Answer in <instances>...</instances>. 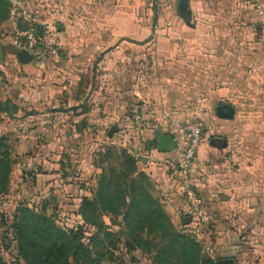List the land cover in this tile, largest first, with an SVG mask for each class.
Listing matches in <instances>:
<instances>
[{
    "label": "crops",
    "instance_id": "0c3cea01",
    "mask_svg": "<svg viewBox=\"0 0 264 264\" xmlns=\"http://www.w3.org/2000/svg\"><path fill=\"white\" fill-rule=\"evenodd\" d=\"M26 1L39 18L63 26L59 37L65 52L56 60L38 63L34 67L21 64L16 60L9 42L15 26L9 20L1 26L0 31L9 35L0 33V67L7 59L16 60L15 63L24 65L31 73L39 71L43 87L39 101L31 90L23 94L28 101L24 108L11 99L3 101L15 104L17 112L11 115L0 112V137L19 139L30 149L38 145L35 136L43 133L39 136L44 139L40 142L43 154L57 157L72 151L71 144L75 138L95 137L98 141L102 134H108V141H116L114 146L121 145L131 154L141 156L138 159L133 157L138 169L148 176L157 190L162 191L167 203H175L171 211H178L179 208L184 211L186 205L183 198V202L177 201L178 195L182 194H176L179 186L172 168L164 162L175 160L183 143V126H168L158 116L154 121V116L150 118L152 113H148L147 107L156 113L160 107L158 97L153 106H149V102H146L147 105L128 102L132 100L129 98L132 92L135 95L140 92L131 90L126 82V76L131 72L129 60L138 59V46L134 48L135 53H129L133 48L127 40L129 20L126 0ZM174 1L178 10L179 0H168L165 5L172 6ZM256 7V0H189V24L185 20L182 24L174 22L175 26L182 27V52L174 40L173 43L170 41L167 54L169 58L178 60L175 65L181 67L182 64L184 100L183 114L181 111L168 115L172 121L184 117L185 123L203 124V140L193 168V179L200 197L217 213L220 221L216 224V231L222 235L227 233L225 239H220L221 251L225 254L218 259L233 257L235 264L249 240H252L250 252L259 249V244L264 242V9L261 15ZM74 22H91L92 32L103 26V34L77 36L73 31ZM71 30L74 36L70 38L67 36ZM73 42L78 45L69 48L68 45ZM84 43L91 44V49H80V44ZM61 59L62 62H59ZM87 75L96 83L106 81L104 95L93 92L94 106L80 116L73 112H70L71 117L57 112L79 106L81 98L88 96V89L84 87L86 84L83 85ZM153 96L154 93L151 94ZM223 104L234 108L233 119L217 116L216 109ZM134 105L147 124L144 130L133 125L131 115H135L132 114ZM47 116L56 121L51 126L53 128L50 127L51 131L40 120ZM78 119H85V126L80 129L77 128ZM35 121H39L37 124L40 127L25 132L26 125ZM113 126L117 131L110 138L109 131ZM64 133L69 137L67 142L63 141ZM163 134L174 136L175 151L160 153L157 144L148 152L140 148L142 136L157 141ZM222 142H226L225 147L216 145ZM86 147L92 151L96 144ZM42 167L41 173L36 175L32 192H28L31 198L26 203L29 205H38L40 201L36 199L45 201V195L52 188L58 190L61 187V192L67 189L68 185L61 177L63 164L60 160L46 161ZM80 170L81 177L98 176L103 172L102 167L90 165L89 158L81 161ZM91 186L93 189L96 187L95 181ZM56 190L54 195L58 192ZM259 204L261 207H258ZM224 219H229L231 224L225 223ZM240 234H247L243 244L235 240Z\"/></svg>",
    "mask_w": 264,
    "mask_h": 264
},
{
    "label": "rangeland",
    "instance_id": "374dc122",
    "mask_svg": "<svg viewBox=\"0 0 264 264\" xmlns=\"http://www.w3.org/2000/svg\"><path fill=\"white\" fill-rule=\"evenodd\" d=\"M126 3L129 20V22H127V40L129 46H132L133 48L129 53H135L136 49L134 48L135 46H138V59L129 60V68L131 72L127 74L126 82L129 84L131 90L140 92V94L137 95L132 92L131 95H129V98L132 100L128 102H140L143 105H147L146 102H149V106H153L156 104L155 100L158 97V100H160V103H158L160 104V107L159 109H156V113H153V111L147 107L148 113H152L150 118H153L152 116H154L152 119L154 121L158 116L160 120H162V122L168 126L178 125V127H184L186 125L184 117H180V119L177 121H172L170 115H168V113H177L181 111L183 114L182 108L184 103L182 91V64H180L181 67L178 66V64L175 65L178 60L171 59L167 55L169 51L168 48L171 46L169 43L170 41L173 43L174 40H176L177 44L179 45V50L182 52V27L177 25L175 26L174 22H180V24H182V22L185 21L178 14L177 3L174 1L172 6L165 5L168 3V0H126ZM256 4V10H259V13H262L264 9L262 6L264 5V0H256ZM159 18H162V20H159ZM73 25L74 34L77 36H86L87 34L95 33L103 34L104 30V27L102 26L99 28L100 30L92 32L90 27V25H92L91 22H74ZM0 33L9 35L8 32H3L2 30ZM74 34L71 30L67 37L71 38L74 36ZM60 40L62 39L60 38ZM73 45H78V43L73 42L68 46L71 48ZM80 46V49L84 48L87 51L91 49V44L88 43L80 44ZM114 49L115 48H111L110 50ZM11 50L15 53L13 48ZM105 50L109 52L107 47ZM62 52H65V50L63 51V47L61 45L59 55L62 54ZM62 60L63 59H61L59 62H62ZM15 61H10L7 59L2 64V67H0V100L4 101L6 99H11L19 103L21 107L24 108L25 102L27 103L28 101L24 99L23 94H25V92L30 93L31 90L33 94L37 95V100L39 101V93L41 87H43V84L39 81V71H34L36 73H31L24 65L22 66L19 63L17 64ZM35 64L36 63H32L30 66L34 67ZM84 84H86L84 87L88 89V96L81 98V103H78L79 106H75V108H77V110L74 111L76 116H80V114L83 112L87 113L91 111V107L94 106V104L92 105L94 102L93 92L99 93L101 96H103L105 92L103 89L105 88L104 85L106 84L105 80L102 83H96L94 82L93 78H90L89 75H87L85 81L83 82V85ZM83 85H81V88ZM87 92H85V95ZM153 93L154 96L151 97V94ZM77 101L79 102L80 99H77ZM98 107H102V105ZM136 108V105H134V113L132 114L135 115H131V120L135 128L137 126L138 129L144 130V127L147 124L144 123L145 121H143V116L139 112V108L138 110ZM22 114L24 113H21L20 115ZM182 114L181 116H183ZM136 117H139L140 120L142 119V125L140 127L137 123H135ZM43 119L45 118L40 119L42 120V124L44 121ZM78 120L79 122L82 120L80 123H77V128L80 129L81 127L85 126L83 123L85 119ZM38 122L39 121L28 123L26 125L27 131L25 132L38 129L40 127V125L37 124ZM50 127L51 126L48 127L50 129H48L49 131H51V128H53ZM66 130L68 131L69 129ZM42 134L43 133H39L37 136H35L37 138L36 142H38L37 147L33 146L30 149H27V147H25V145L21 143L19 139L9 138V145L12 148V157L14 158L16 164L12 174V185L10 187L9 193L5 196L0 195V223L4 215L12 220V214L18 204L23 201L26 202L29 200V198H31L29 197V193H31L33 190V177H36V175L41 173L43 164L46 161L51 162L52 160L55 161L58 159L63 164V169L61 171L62 180L64 181V184L68 186L65 192H61V187H58V190H56V188H52L50 192H47L48 195H45V199L48 202L47 207L50 211L49 214L54 217L58 225L67 228L76 227L80 224L81 220L77 215L79 204L81 202L80 199L84 196L92 197L94 191L97 189L98 181L100 177L104 175V173L109 174L112 168L116 170L120 169L119 163L120 161L122 162L123 151L126 152L128 156L132 158L133 156L128 153V149L121 147V145H108V139L106 138L108 134H102L98 141L95 137L75 138L71 144L72 151H67V153H62L57 157L51 156L52 154L49 156L47 153L43 154V146H41V143L44 139H40L39 137ZM63 137L64 142L69 140V137L65 136V133ZM139 142L140 148L144 152H148L153 148V139H148L146 136H142ZM89 144H96L95 149L91 151V148H87L86 145ZM132 146L133 145L128 147L131 148ZM88 158L90 159V165L93 164L103 168V172L100 173V175L81 177V161ZM139 171L143 172L141 170ZM146 177L147 178L144 180V182H147V185H149L147 186L149 192L163 208L174 231L177 234L182 235L180 232V227L183 223H185L184 220L187 218V206H185L184 211H181L179 208L178 211L172 212L170 208H175V203H167L166 198L164 195H162V191L159 189L157 190V188L154 187V183L150 181L147 175ZM94 181L96 183V187L93 189L91 185L94 183ZM59 184L61 185L60 182ZM55 190L56 192L58 191L56 195L53 193ZM178 190L176 191V194H179L178 192L182 194L181 191ZM182 196L178 195L177 201H182L183 198L184 205H186L187 202ZM36 200L37 202L38 200L41 202L40 199ZM200 201L201 205L206 209V211L210 212L212 215V219L207 226L206 243L207 246H211L214 249L213 253H200V255L204 258L218 260L221 255L225 254L221 251L220 239L223 237L225 239V237H227V233L222 235L216 231V224L220 220L217 217L215 209H212L208 203L203 201L202 197ZM262 206H264V204ZM258 207H261V205L259 204ZM104 220L106 224L110 225L111 230L118 231L120 229L118 225L111 226V222L108 217H105ZM116 221L117 224H121V219L119 217L116 218ZM224 222L231 224L229 219H224ZM6 229V227H2V224H0V261H3L6 264H25L23 260H20L19 263H17L18 255L16 251V242L14 241L13 230H10V233H7ZM91 232H93V230ZM244 236L247 237V234ZM244 236L243 234L237 235L235 240L240 242V244L241 242L243 244ZM143 238L149 241L151 246L148 248L144 247L146 250L139 249L132 255H126L125 261H127L128 264H161L159 262L163 256L159 253V250H161L162 246V244H160L161 234H148L147 232H144ZM189 240L192 239L190 238ZM261 243L259 244V249H256L254 252H250L252 248V240H249L248 244H246V250L242 254L240 253L241 256L238 257L239 260H237V264H264V242L262 241ZM119 248H122V246ZM115 254L117 255L118 252H115ZM107 258L111 259L112 257L108 255ZM132 259H134V261ZM103 262L104 263L102 264H111L110 260Z\"/></svg>",
    "mask_w": 264,
    "mask_h": 264
},
{
    "label": "trees",
    "instance_id": "16d2710c",
    "mask_svg": "<svg viewBox=\"0 0 264 264\" xmlns=\"http://www.w3.org/2000/svg\"><path fill=\"white\" fill-rule=\"evenodd\" d=\"M11 7L10 0H0V27L9 19ZM76 110L61 109L57 112L71 117L70 112L74 114ZM0 112L11 115L17 112V106L9 100L0 101ZM9 142V138L0 137L2 196L9 193L16 164ZM156 144L154 140L153 147ZM122 155L120 169L112 168L109 174L104 173L92 197L81 198L78 226L67 228L58 225L49 214L46 200L38 205L19 203L12 220L3 216L2 227L7 228V233L13 230L17 263L23 260L25 264H102L110 260L111 264H128L126 255L151 246L143 238V233L147 232L161 234V264H216L217 260L200 255L202 249L196 241L174 231L163 208L149 192V185L144 182L146 174L139 171L134 158L124 151ZM33 180L36 181L35 176ZM105 217L109 218L111 226L118 225L120 229L111 230ZM118 217L121 224H117ZM108 255L112 258L108 259ZM0 264L6 263L0 261Z\"/></svg>",
    "mask_w": 264,
    "mask_h": 264
},
{
    "label": "built area",
    "instance_id": "2783aa9c",
    "mask_svg": "<svg viewBox=\"0 0 264 264\" xmlns=\"http://www.w3.org/2000/svg\"><path fill=\"white\" fill-rule=\"evenodd\" d=\"M9 21L15 26L10 35L9 42L16 51H25L32 56L33 61L45 63L56 60L59 57L61 41L56 23H51L39 18L26 0H10ZM43 125H55L54 118L47 116L43 119ZM136 123L141 126L142 119L136 117ZM203 124L201 122H189L183 127V143L175 160H165L174 173L179 189L186 200L189 223H183L180 227L182 235L188 236L196 241L203 254L214 252L211 246H207V226L212 219L210 212L201 205V197L196 190L193 179V168L203 140ZM116 141H108V145H115ZM131 154V151L128 150ZM136 159L139 154H131Z\"/></svg>",
    "mask_w": 264,
    "mask_h": 264
},
{
    "label": "water",
    "instance_id": "95a60500",
    "mask_svg": "<svg viewBox=\"0 0 264 264\" xmlns=\"http://www.w3.org/2000/svg\"><path fill=\"white\" fill-rule=\"evenodd\" d=\"M19 1V0H14ZM178 11L183 20H185L188 24L191 18V12L189 9V0H179L178 3ZM56 28L58 32H62L64 30L61 24H57ZM2 57V46L0 45V58ZM16 60L21 64H31L36 63L33 61L31 55H29L25 51L15 52ZM217 116L221 119L231 120L234 118L235 110L229 104H223L217 107L216 109ZM117 131V128L113 126L109 131V137L112 138L114 133ZM221 147L226 146V142H222L221 144H216ZM177 148L176 141L174 136L171 134H163L157 138V150L160 153H171L175 151ZM191 221L190 217H187L184 222L189 223ZM216 264H235V260L233 257L220 259L216 261Z\"/></svg>",
    "mask_w": 264,
    "mask_h": 264
}]
</instances>
